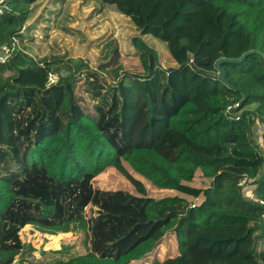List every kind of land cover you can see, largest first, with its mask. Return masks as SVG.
<instances>
[{
	"label": "trees",
	"instance_id": "1",
	"mask_svg": "<svg viewBox=\"0 0 264 264\" xmlns=\"http://www.w3.org/2000/svg\"><path fill=\"white\" fill-rule=\"evenodd\" d=\"M119 1L3 3L0 48L10 53L0 62V264H24L27 225L84 233L86 253L51 264H264V148L254 139L264 123V0H175L235 20L243 39L214 57L193 50L194 28L176 40L141 29ZM116 12L123 18L113 24ZM116 37L123 71L112 84L98 67L117 52ZM245 54L222 64L233 88L217 79L218 59ZM50 73L57 81L48 85ZM69 76L84 79L79 93L92 114ZM235 102L239 119L225 113ZM95 133L139 195L94 186L96 172L71 140ZM123 162L157 188L203 199L148 196ZM198 171L205 188L189 184ZM169 233L178 255L160 260Z\"/></svg>",
	"mask_w": 264,
	"mask_h": 264
},
{
	"label": "rangeland",
	"instance_id": "2",
	"mask_svg": "<svg viewBox=\"0 0 264 264\" xmlns=\"http://www.w3.org/2000/svg\"><path fill=\"white\" fill-rule=\"evenodd\" d=\"M118 6L121 8V12H127L130 17L134 18L141 29L148 26V29L154 33L167 36L172 40L186 35L190 28H194L193 50L196 51L199 47H202L211 57L224 55L228 48L235 47L243 39L240 37L239 32L235 31L236 22L234 19L221 18L220 14L211 8L198 9L184 1L175 0L167 2L161 0H120ZM121 15L116 12L111 19V23H115L118 18H123ZM198 26H205V29H200ZM177 27L178 30H176ZM131 34L126 33L124 40L129 41ZM116 40L118 41L117 52L113 53L111 50L109 60L98 67L102 77L112 84L118 82L119 76L123 71L119 69L122 63L120 58L122 46L120 40L118 38ZM0 55H5L1 48ZM215 73L218 74V71ZM68 79L72 83L80 104L86 111L91 113L88 99L85 95L79 93L80 85L84 79L78 76H69ZM254 139L264 148V138L258 128L254 130ZM71 143L72 148L85 165L92 167L96 172L93 180L95 187L104 190L122 189L139 195L134 185L113 165V158L111 159L105 153V141L98 133L90 137H72ZM123 164L133 177L142 181L147 189L148 196L162 198L179 195L195 204L201 203L203 199V197L187 196L172 189L157 188L150 181L136 173L127 162H123ZM189 184L197 188H205L208 180L202 176L201 171H198L194 180ZM253 189L254 186L250 180L243 185V192L248 198H254ZM87 212L89 214V208ZM21 237L28 246L22 255L24 264H51L58 258L67 259L77 254L86 253L88 249L85 235L82 232L51 235L29 225L23 228ZM63 247H66L64 249L65 252H56V250H60ZM177 255L178 244L176 237L174 233H169L163 238L158 248L157 256L160 260H165Z\"/></svg>",
	"mask_w": 264,
	"mask_h": 264
},
{
	"label": "built area",
	"instance_id": "3",
	"mask_svg": "<svg viewBox=\"0 0 264 264\" xmlns=\"http://www.w3.org/2000/svg\"><path fill=\"white\" fill-rule=\"evenodd\" d=\"M5 2V0H0V14L3 13L4 11V6L3 3ZM1 49L5 52L4 56L0 55V62H4L7 57L9 56L10 53V47L8 45H4L1 47ZM191 61H193V58H191ZM57 81V75H55L54 73H50L49 74V80H48V85L50 84H54ZM240 107V103L239 102H235L233 104H230L226 110L225 113L227 115H233L235 116V118L239 119L240 118V113L234 110H237ZM257 128L258 130H260V132L264 133V123L260 122L259 120H257ZM249 181V179L247 177H243V179L241 180L240 184L243 186L245 185V183H247Z\"/></svg>",
	"mask_w": 264,
	"mask_h": 264
},
{
	"label": "water",
	"instance_id": "4",
	"mask_svg": "<svg viewBox=\"0 0 264 264\" xmlns=\"http://www.w3.org/2000/svg\"><path fill=\"white\" fill-rule=\"evenodd\" d=\"M245 56H246V54L241 59H229V58H226V57L218 59L216 61V63H215V67H216V69L218 71L217 79L222 81L224 84H226V85H228V86L233 88V85L227 79L226 70L224 69L222 64L225 63V62L241 61Z\"/></svg>",
	"mask_w": 264,
	"mask_h": 264
},
{
	"label": "crops",
	"instance_id": "5",
	"mask_svg": "<svg viewBox=\"0 0 264 264\" xmlns=\"http://www.w3.org/2000/svg\"><path fill=\"white\" fill-rule=\"evenodd\" d=\"M115 39H117V38H115ZM27 226H29V225H27ZM27 226H26V227H27Z\"/></svg>",
	"mask_w": 264,
	"mask_h": 264
}]
</instances>
